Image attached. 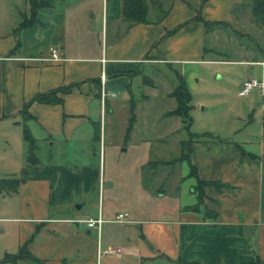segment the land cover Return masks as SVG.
Wrapping results in <instances>:
<instances>
[{
  "label": "crops",
  "instance_id": "0c3cea01",
  "mask_svg": "<svg viewBox=\"0 0 264 264\" xmlns=\"http://www.w3.org/2000/svg\"><path fill=\"white\" fill-rule=\"evenodd\" d=\"M147 1L148 21L130 25L123 19V0H49L34 14L29 0H24L22 9L17 0H0V180L23 179L19 191L10 195L18 200L14 203L18 212L10 219L20 226L19 249L26 245L36 257L17 264H102L103 254H114L105 253L110 248L122 249L115 255L123 262L126 255L143 264L155 252L169 251L163 244L168 237L163 223L176 226V256L182 264H264V89L254 88L245 96L249 114L245 125V120L227 125L219 121L201 134L191 132L200 137L191 142L188 159H181L182 142L189 139V132L184 135L181 131L182 118L167 115L173 109L164 113L176 120L166 138L176 136L173 143L181 151L178 157L159 162L168 167L173 164L175 169L176 161L187 160L189 175L195 180L191 202L179 205L176 220L160 219L165 215L163 207L152 208L153 214L141 207L132 217L126 211L125 220H115L114 202H104L105 189L115 187L116 177L106 176V121L115 115L120 102L129 97L130 105L138 102L132 92L135 78L142 76L138 85L147 92L144 99L156 90L144 67L165 64L175 69L174 64L182 63V75L191 92L200 89L196 79V63L200 62L248 67L235 78L238 91L250 77L264 79V58L225 59L207 46L211 25L206 22H233L234 9L243 0ZM159 9L164 14H157ZM24 19L28 25L17 30ZM100 31L102 45L91 43ZM53 47L58 49V60L52 59ZM206 53L215 56L206 59ZM103 68L110 93L107 112L101 103ZM174 89L167 95L174 97ZM119 94L124 101L115 99ZM128 109L131 112V106ZM137 124L134 122L129 140L164 142V137L151 139L144 133L136 137ZM26 128L36 142V162L28 159ZM192 167L196 168L194 175ZM174 169L167 178L175 175ZM199 180L224 186L205 185L200 202ZM163 184L153 188L160 196L166 193ZM95 194L99 208L89 215L84 208ZM198 204L200 210H190ZM100 214L104 223L99 234L82 220ZM119 224L130 230L126 244L115 233L123 228Z\"/></svg>",
  "mask_w": 264,
  "mask_h": 264
},
{
  "label": "rangeland",
  "instance_id": "374dc122",
  "mask_svg": "<svg viewBox=\"0 0 264 264\" xmlns=\"http://www.w3.org/2000/svg\"><path fill=\"white\" fill-rule=\"evenodd\" d=\"M17 1L19 8L24 6V0ZM252 5V0H243L234 9L233 22L210 26L207 46L214 47L216 53L224 55L222 58L235 60L264 58V26H260L254 20ZM156 13L162 15L164 11L159 9ZM94 18V23H96L98 15ZM111 38L112 35L109 32L108 42ZM90 41L102 45L101 31L93 36ZM213 56L215 55L206 53L204 58L208 59ZM196 65L199 69L196 79L200 80V89L191 92L192 104L194 105L191 111L193 116L191 132L201 134L205 131L204 128L218 124L219 121L227 125L229 122L242 124L245 120L243 122L245 125L249 114H246L245 96H238L235 78L245 73L248 67L231 62L211 61L196 63ZM174 67L175 69H172L165 64H153L144 67V74L149 76L147 77L149 80L151 79L152 84L155 83L156 90L149 92L146 88L150 98L144 99L143 94H147V92H144L143 87L138 85L142 76L139 79L135 78L132 92L134 100L138 101L135 102L137 115L135 113L132 119V114L128 109L131 106L129 97L127 102H120L115 115L106 121L109 125L106 139L107 150L105 152L106 176L108 178V175L111 174L116 177L115 187L112 190L105 189L104 202L105 204L114 202L111 211L114 212L115 220H117L120 212L130 211L132 217L135 211L141 210V207L148 208L149 214H153L152 208L163 207L165 208V215L160 219L173 222L177 218L179 205L191 202V184L192 182L195 183V180L189 175V162L187 160L176 161L175 169L173 164L168 167L159 162L164 159L176 158L181 151L178 143H173L176 141V136H169V141L166 138L172 132L175 125L173 122L176 120L164 116L165 112L176 107V99L167 95V92L179 84L176 71L183 73L182 63H176ZM250 67H254V70L259 69L255 65ZM221 76L223 77L219 78ZM115 99L124 101L122 94H119ZM131 120L138 123L137 132L139 135L136 133V137L140 138V134L144 133L151 139L164 137V142L149 141L141 144V141L138 143L133 139L127 140L126 129ZM127 122L128 125L125 129L124 126ZM181 131L184 135L188 133L186 129ZM96 147V151L99 152L100 146ZM43 157L47 158L49 155ZM173 169L175 175L167 178L168 173H171ZM144 177L145 181L143 182ZM162 183H164L163 188L166 190L164 196L153 191L154 186H159ZM8 185L14 186V183L10 182ZM112 198L115 199L112 200ZM17 201L10 195L0 193V264H10L3 262L6 253H16L19 250L20 226L18 222L10 219L18 212L14 204ZM98 208V194H95L89 199L84 211L88 212L89 215H94ZM161 225L165 227V231L168 233L163 244L169 251L166 254L155 252L152 258L144 259L143 264H182L176 256V249L178 250L176 247V226L173 223ZM119 226L123 228H118L115 231L120 239L118 241L126 244L124 239L130 235V230H126L123 224H119ZM137 229L139 231V228ZM148 236L152 238L150 231ZM120 246L117 245L116 247ZM130 258L124 255L123 262V259L115 254H103L100 261L102 264H136Z\"/></svg>",
  "mask_w": 264,
  "mask_h": 264
},
{
  "label": "trees",
  "instance_id": "16d2710c",
  "mask_svg": "<svg viewBox=\"0 0 264 264\" xmlns=\"http://www.w3.org/2000/svg\"><path fill=\"white\" fill-rule=\"evenodd\" d=\"M206 1V0H204ZM252 10H253V18L260 26H264V0H252ZM30 5L32 6L33 14L37 10L39 6H44L49 4V0H29ZM150 5L147 0H123V8H122V14L123 19L130 23V25L136 24V23H144L148 21V13H149ZM198 17H200V14H198ZM206 24H223V22L218 21H209ZM28 25V21L24 19L17 30L25 27ZM209 50V49H206ZM177 72L179 84L176 86L174 91L172 92V95L177 100V106L175 109L169 111L167 115H178L182 118L183 121V127L189 132V139L182 142L183 145V152L181 159H188L190 152H191V142L195 138H199L200 135L195 136L191 133V125L193 123V116L191 114L192 108L194 105L192 104V95L191 91L188 89L186 81L184 79V76L181 72ZM131 114L132 119L135 114V103L133 102L131 105ZM132 121V120H131ZM129 122V125L126 129V139L129 138L130 133L133 128L134 122ZM99 133V131H98ZM24 138L26 142L29 145V156L28 159L30 162H36L37 157L35 154V148H36V142L33 136L31 135L30 131L26 128L24 131ZM196 168L192 167L191 174H196ZM10 182L14 183V186L8 185ZM23 182V179L13 177V178H5L0 180V191L4 195H11L15 194L19 191V188ZM207 184H215L218 188H222L224 185L218 181H203L199 180L198 184V191H199V199L200 202L204 199V187ZM190 210L192 211H198L200 210L199 204L196 206L190 207ZM207 213H210L209 211ZM36 257L31 254V252L27 249L26 245H23L20 247V249L16 253H6L4 261L11 262L13 264H17L22 260H35Z\"/></svg>",
  "mask_w": 264,
  "mask_h": 264
},
{
  "label": "built area",
  "instance_id": "2783aa9c",
  "mask_svg": "<svg viewBox=\"0 0 264 264\" xmlns=\"http://www.w3.org/2000/svg\"><path fill=\"white\" fill-rule=\"evenodd\" d=\"M51 52H52V59L54 60H58L59 59V52L57 48H51ZM264 64V63H263ZM107 80H108V74L107 71L105 70V68L102 69L101 71V75H100V81H101V103H102V107L103 110L105 111L106 108V100L107 97L109 96V91H107ZM254 88H259V89H264V79H259V78H255V77H250L248 79L245 80V82L242 84V86L240 87L238 94L240 96H248L250 94V92L254 89ZM113 96H115V93H112ZM103 147V145H102ZM102 147H101V157H102ZM128 213H119L117 220L123 221L128 217ZM82 221H85L88 226L90 228H96L98 233H101V229H102V225L104 223V218L102 217V215L100 214L98 217L96 218H87V219H83ZM122 252L121 248H110L105 250V253H114V254H120Z\"/></svg>",
  "mask_w": 264,
  "mask_h": 264
},
{
  "label": "water",
  "instance_id": "95a60500",
  "mask_svg": "<svg viewBox=\"0 0 264 264\" xmlns=\"http://www.w3.org/2000/svg\"><path fill=\"white\" fill-rule=\"evenodd\" d=\"M81 205H82V204H79V203H78V204L76 205V207H77V208H80V207H81Z\"/></svg>",
  "mask_w": 264,
  "mask_h": 264
}]
</instances>
